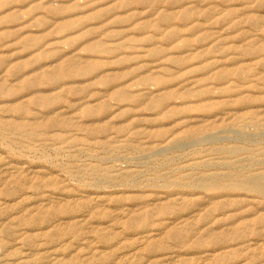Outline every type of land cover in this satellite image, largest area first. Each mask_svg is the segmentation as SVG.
Wrapping results in <instances>:
<instances>
[{"label": "rangeland", "instance_id": "rangeland-1", "mask_svg": "<svg viewBox=\"0 0 264 264\" xmlns=\"http://www.w3.org/2000/svg\"><path fill=\"white\" fill-rule=\"evenodd\" d=\"M262 175L264 0H0V264H264Z\"/></svg>", "mask_w": 264, "mask_h": 264}, {"label": "bare ground", "instance_id": "bare-ground-1", "mask_svg": "<svg viewBox=\"0 0 264 264\" xmlns=\"http://www.w3.org/2000/svg\"><path fill=\"white\" fill-rule=\"evenodd\" d=\"M93 49V48H92ZM161 89V88H160ZM153 105V104H152ZM155 107V106H154ZM33 134V133H32ZM235 148V147H234ZM25 167V166H24ZM24 167H22V168H24ZM26 168H28L27 166H26ZM29 169V168H28ZM31 169V168H30ZM19 170V169H18ZM21 170V169H20ZM19 170V171H20ZM27 170V169H26ZM25 172V171H24ZM30 172H31V170H30ZM29 173V172H28ZM33 173V172H32ZM22 174V173H21ZM20 174V175H21ZM27 175H29V174H27ZM26 175V176H27ZM21 177V176H20ZM28 178V177H27ZM232 178V177H231ZM9 179V178H8ZM16 183V182H15ZM239 185H241V186H244V187H248V188H250V189H253V190H256V191H258V192H262V193H264V175H262V176H251V177H245V178H242L241 180H240V183H238ZM15 185V184H14ZM7 187V186H6ZM14 190V189H13ZM61 195V194H60ZM47 200V199H46ZM52 200V199H51ZM64 200V199H63ZM48 202V201H47ZM46 202V203H47ZM36 203V202H35ZM103 204V203H102ZM33 205V204H32ZM99 205V204H98ZM43 206V205H42ZM53 206V205H52ZM24 207V206H23ZM46 207V206H45ZM100 207V206H99ZM25 208H27V207H25ZM102 208H103V206H102ZM105 208V207H104ZM108 208V207H107ZM95 209V208H94ZM37 210V209H36ZM2 212V211H1ZM85 219V218H84ZM58 222V221H57ZM105 225V224H104ZM49 228V227H48ZM46 229V228H45ZM148 230V229H147ZM144 236V235H143ZM152 237V236H151ZM154 237V236H153ZM30 250V249H29ZM53 256V255H52ZM58 257V256H57ZM26 258V257H25ZM207 258V257H206ZM56 259V258H55ZM200 261H202V259H200Z\"/></svg>", "mask_w": 264, "mask_h": 264}]
</instances>
